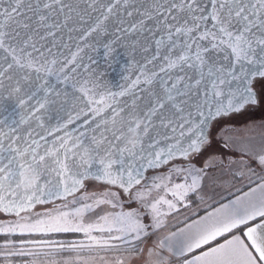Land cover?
<instances>
[{"label":"snow or ice","instance_id":"snow-or-ice-1","mask_svg":"<svg viewBox=\"0 0 264 264\" xmlns=\"http://www.w3.org/2000/svg\"><path fill=\"white\" fill-rule=\"evenodd\" d=\"M253 107L264 0H0V264H264V140L196 163Z\"/></svg>","mask_w":264,"mask_h":264},{"label":"rangeland","instance_id":"rangeland-1","mask_svg":"<svg viewBox=\"0 0 264 264\" xmlns=\"http://www.w3.org/2000/svg\"><path fill=\"white\" fill-rule=\"evenodd\" d=\"M217 142L209 149L208 152L200 156L196 163L200 166L212 159L216 158L217 163L215 167L209 169L207 178L204 181L203 192L206 196H212L224 191L228 186L227 182L232 179L227 171L229 161L239 160L241 158L240 152L236 148L224 147V140L231 137L237 144L244 140H252L259 143L264 140V108L253 107L242 113L231 114L227 117H222L217 122ZM174 163H180L175 161ZM160 173H167L168 166L159 170ZM179 182V181H177ZM98 190L97 185H90L89 191ZM171 199V197H168ZM203 208L200 201L196 197H191V206L188 208L181 207L179 212L168 218L169 227L179 220L190 216ZM133 264H140L138 260Z\"/></svg>","mask_w":264,"mask_h":264},{"label":"water","instance_id":"water-1","mask_svg":"<svg viewBox=\"0 0 264 264\" xmlns=\"http://www.w3.org/2000/svg\"><path fill=\"white\" fill-rule=\"evenodd\" d=\"M102 55V54H101ZM116 60L118 61L115 63L111 69H106L103 67V60L101 59L99 63L101 64L102 71H105L104 79H106L112 86H116L119 83L121 71L120 69L126 65V58L117 54ZM163 168V167H162Z\"/></svg>","mask_w":264,"mask_h":264},{"label":"crops","instance_id":"crops-1","mask_svg":"<svg viewBox=\"0 0 264 264\" xmlns=\"http://www.w3.org/2000/svg\"><path fill=\"white\" fill-rule=\"evenodd\" d=\"M201 209H203V208H201ZM199 210H200V209H199ZM197 212H198V211H197ZM197 212H195V213H193V214H196ZM193 214H191L190 216H187V217H185V218L179 220V221L176 222L175 224L179 223L178 226H181V225H182V222L185 221V220H187V219H189V218H192V217H193ZM199 215H203V212L199 213ZM175 224H173V225H175ZM173 225H172V226H173ZM176 227H177V226H176ZM172 229L174 230L175 228H172Z\"/></svg>","mask_w":264,"mask_h":264},{"label":"trees","instance_id":"trees-1","mask_svg":"<svg viewBox=\"0 0 264 264\" xmlns=\"http://www.w3.org/2000/svg\"><path fill=\"white\" fill-rule=\"evenodd\" d=\"M201 212H203V209L198 210L197 213L199 214V213H201ZM197 213H196V214H197ZM178 225H179V223H177V224L171 226L170 228H175V227L178 226Z\"/></svg>","mask_w":264,"mask_h":264}]
</instances>
